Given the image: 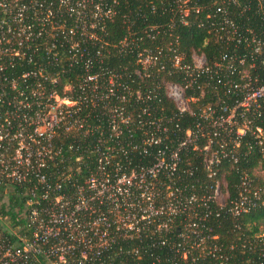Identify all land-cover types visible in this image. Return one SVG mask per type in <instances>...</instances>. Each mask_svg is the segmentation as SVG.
<instances>
[{"label":"built area","instance_id":"built-area-1","mask_svg":"<svg viewBox=\"0 0 264 264\" xmlns=\"http://www.w3.org/2000/svg\"><path fill=\"white\" fill-rule=\"evenodd\" d=\"M228 2L241 6V14L253 4ZM88 3L0 0V186L20 198L15 224L0 212V264H122L106 255L123 238L158 233L165 243L181 226L178 235L187 241L204 232L210 215L225 209L238 216L261 198L246 169L236 196L219 173L224 162L239 163L254 146L264 157V29L239 23L220 6L223 21L210 30L225 50L211 59L193 52L188 59L177 42L144 48L134 72L109 74V87L101 91L98 82L105 73L90 71L86 45L95 26L88 22ZM256 6L264 15V1ZM182 9L189 14L188 7ZM101 11L96 5L91 17ZM67 18L75 24L68 25ZM20 62L32 68L13 77L9 70ZM48 64L80 66V88L84 92L91 82L92 97L73 99L70 83L62 95L56 88L61 72ZM172 74L181 81L171 80ZM120 77L121 88H115ZM147 78L154 83L145 88ZM9 92L14 96L8 99ZM164 99L174 105L172 112ZM84 100H91L87 116L96 112V121L80 113ZM187 115L191 123L185 127ZM189 151L211 180L204 188L196 185L197 166L184 167ZM136 154L150 156V162L133 164ZM67 156L75 165L59 167ZM177 251L180 261L190 264L193 250L180 246ZM119 252L121 247L114 254ZM222 258L214 264H227Z\"/></svg>","mask_w":264,"mask_h":264},{"label":"trees","instance_id":"trees-1","mask_svg":"<svg viewBox=\"0 0 264 264\" xmlns=\"http://www.w3.org/2000/svg\"><path fill=\"white\" fill-rule=\"evenodd\" d=\"M7 1L12 2V0ZM37 1L46 4L51 0ZM183 1L89 0L87 7L88 22L91 24L92 21H95V26H90L89 32L87 31L86 45L90 49L93 61L90 71L98 73L99 76L102 72L105 73L103 77L101 75L102 78L98 82L101 91L109 87V74H132L138 52L144 48H155L169 42H177L179 49L186 53L188 59H190L189 57L193 52H204L211 59L221 50H225L221 41H217L215 38V29L210 30L213 28L214 23L223 21L221 12L217 11L220 6L228 8L232 12L230 13L231 18L239 23L253 25L257 30L259 28L264 29V15H258L256 11L258 0H252V9H248L242 14L237 12L241 9V6L238 10V6L235 3H229L228 0H186V5L183 4ZM20 2L28 4L30 0H20ZM96 5H100L102 10L98 18L91 17L93 10H96ZM54 6L57 7L58 3L56 2ZM185 6L189 9V14L186 16L182 12V8ZM198 7L201 8L199 12L196 11ZM30 8V10H34L33 6ZM109 9L111 13L108 15L105 12ZM2 16V12H0V18ZM67 23L68 25H74L75 21L67 18ZM61 40H63L62 36H58V43ZM97 51L100 53L97 54ZM32 65V63L20 62L16 64L14 69L9 67V72L13 77H17L22 70L32 68ZM67 65H51L49 68L53 72L57 70L61 72L62 78L56 88L62 95H65L63 92L64 86L70 83L73 90L68 93L73 99L91 98L94 91L91 82H88L84 87V92L80 88L81 75L84 70L78 65H72L70 68ZM122 77L127 80L125 75H122ZM169 78L174 81H181L180 76L175 74H172ZM21 81L19 83L22 86ZM119 81H122L121 77L115 82V88H121ZM46 82L49 86L50 83ZM153 83L151 78H147L142 82L145 88ZM85 94L87 95L85 96ZM12 96H14L13 93L9 92L7 98H12ZM90 101L80 102L85 107L80 113L85 116L86 121H96L97 118L94 116L96 112H92L89 117L87 116L89 109L86 108V105L91 104ZM164 104L166 105V111L172 112L174 105L171 101L164 99ZM134 107H137V105H129L130 109ZM108 118L105 115L103 121L108 123ZM261 120H264V117ZM183 123L185 127L190 125L191 120L188 115L183 119ZM261 123L264 125V122ZM65 138L69 139V136H65ZM242 150L245 152V146ZM67 154L71 153L68 152ZM121 161L125 163V160ZM85 162L88 161L85 160ZM140 162L149 163L150 156L136 154L133 164ZM184 164V167L197 166V186L201 183L204 188L210 183L211 180L195 152L189 151L186 154ZM69 165H75L73 156H67V159L61 160L58 164L59 167ZM257 167L264 171V157L261 156L259 149L254 146L249 155L239 163L232 166L231 163L224 162L219 173L222 180H224L225 187L229 189L232 196H236L242 171L246 169L249 172L255 186L261 188V198L249 211L234 216L225 209H221L219 215L212 214L205 220L203 224L204 232L201 235L187 241H184L178 235V227L181 226L176 227L171 232L165 243H163V238L158 233H149V236L143 238H123L120 245L115 246L113 244L111 246V253L106 255V258L110 261L114 258V263L122 262V264H171L174 260L178 264H186L188 261H180L177 253V249L182 246L193 250L189 259L190 264H214V262L219 261L218 258H221V256L224 257L222 259L227 258L225 259L227 264H254L255 262L264 261V203L262 202L264 200V178L255 173ZM192 181H195V179L193 178ZM2 189V186H0V194H5V198H3L0 212L4 216H11V223L14 222L15 224L18 215L16 207L20 204L19 194L13 189L5 192ZM197 191L203 194V189H197ZM260 234L263 235L260 236ZM120 247L122 252L117 253V255L114 254L115 250L118 251ZM135 249H139V251L136 252ZM216 250V253H212Z\"/></svg>","mask_w":264,"mask_h":264},{"label":"rangeland","instance_id":"rangeland-1","mask_svg":"<svg viewBox=\"0 0 264 264\" xmlns=\"http://www.w3.org/2000/svg\"><path fill=\"white\" fill-rule=\"evenodd\" d=\"M208 41V39L206 40V42ZM255 173L261 177V178H264V171L260 168V167H257L255 169ZM3 198H5V194H0V208H2V203H3ZM260 235H263V234H260Z\"/></svg>","mask_w":264,"mask_h":264}]
</instances>
